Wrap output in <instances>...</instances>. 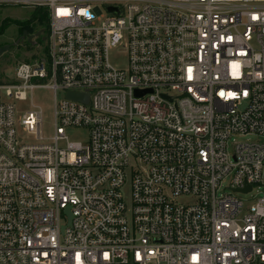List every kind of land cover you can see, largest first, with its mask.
<instances>
[{
    "label": "built area",
    "instance_id": "2783aa9c",
    "mask_svg": "<svg viewBox=\"0 0 264 264\" xmlns=\"http://www.w3.org/2000/svg\"><path fill=\"white\" fill-rule=\"evenodd\" d=\"M2 3L47 29L0 82V264H264V198L235 196L264 176V0Z\"/></svg>",
    "mask_w": 264,
    "mask_h": 264
},
{
    "label": "rangeland",
    "instance_id": "374dc122",
    "mask_svg": "<svg viewBox=\"0 0 264 264\" xmlns=\"http://www.w3.org/2000/svg\"><path fill=\"white\" fill-rule=\"evenodd\" d=\"M103 12L104 9L101 8ZM36 9L24 8L21 6H10L2 3L0 0V29L7 21V27L0 33V47L6 45H13L9 51L0 54V82H8L13 77V71L17 63L27 61L29 56L34 53H43L44 49V37L47 26L41 23L33 16ZM25 35L23 36V33ZM20 37H23L22 39ZM20 39L17 45H14L16 41ZM31 39V40H29ZM109 60L114 65L121 67L126 66V56L123 53L112 52L109 56ZM61 99V93L58 92L57 100ZM53 93L50 90L44 88H37L31 93L27 94V100L24 102H14L17 110L19 111H41V135L45 142H50V138L54 135V123H53ZM65 135L67 141H78L85 143L87 140L86 129H73L66 128ZM237 141L261 140L256 136H243L235 138ZM60 148L64 147L63 142H59ZM229 185V180L226 179L222 182V193L225 187ZM123 196L126 202L129 201V188L128 186L123 190ZM245 205L254 203L258 198H264V176L262 182L258 187H255L252 193L248 195L235 194ZM180 202H189L191 200L181 198Z\"/></svg>",
    "mask_w": 264,
    "mask_h": 264
},
{
    "label": "water",
    "instance_id": "95a60500",
    "mask_svg": "<svg viewBox=\"0 0 264 264\" xmlns=\"http://www.w3.org/2000/svg\"><path fill=\"white\" fill-rule=\"evenodd\" d=\"M24 35H25V32L23 33V36ZM18 42L19 41L17 40L14 45H17ZM12 46L13 45H6L3 47H0V54L9 51ZM66 98L70 99V100L82 102V103H87V101H88V95L82 94V93H67ZM246 191H249V187L244 192H246ZM67 214H69L68 211H67Z\"/></svg>",
    "mask_w": 264,
    "mask_h": 264
},
{
    "label": "trees",
    "instance_id": "16d2710c",
    "mask_svg": "<svg viewBox=\"0 0 264 264\" xmlns=\"http://www.w3.org/2000/svg\"><path fill=\"white\" fill-rule=\"evenodd\" d=\"M32 17H34L35 19H37L41 23H44L47 26L46 13L44 11H42V10H36V11H34ZM6 23H7V21L1 27L0 33L3 32V29L8 26V24H6Z\"/></svg>",
    "mask_w": 264,
    "mask_h": 264
}]
</instances>
